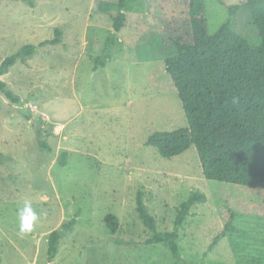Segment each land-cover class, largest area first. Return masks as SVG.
<instances>
[{
	"label": "rangeland",
	"instance_id": "1",
	"mask_svg": "<svg viewBox=\"0 0 264 264\" xmlns=\"http://www.w3.org/2000/svg\"><path fill=\"white\" fill-rule=\"evenodd\" d=\"M185 2L128 0L121 42L97 64L117 13L112 4L0 0V65L23 45L36 46L0 76L23 102L0 91L1 264H49L44 236L73 218L52 264H177L180 258L181 264H264V219L252 216L237 217L238 232L205 254L221 226L222 204L200 171L195 146L166 158L146 144L154 131L187 124L164 74V61L175 55L173 40L188 33ZM205 2L210 33L230 20L251 45L259 42L246 0ZM234 5L240 9L230 15ZM57 30L60 42L41 46ZM38 130L49 133L42 138L51 151L39 148ZM193 191L207 198L192 206L180 228L179 258L166 244L149 242L137 195L165 232ZM25 203L39 214L27 234L18 216ZM108 213L119 218L114 234L104 222Z\"/></svg>",
	"mask_w": 264,
	"mask_h": 264
},
{
	"label": "trees",
	"instance_id": "2",
	"mask_svg": "<svg viewBox=\"0 0 264 264\" xmlns=\"http://www.w3.org/2000/svg\"><path fill=\"white\" fill-rule=\"evenodd\" d=\"M116 7L112 32L107 36L97 64L110 58L112 49L120 44L118 33L127 19L128 0H96V7L104 3ZM189 19L188 33L179 34L174 40L175 55L164 61L167 85L175 90L183 108L187 124L173 131H154L146 144L155 147L166 158L177 156L191 146L198 153V165L203 177L212 181L214 195L221 202V226L208 243L205 254L217 247L226 237L236 234V219L252 216L264 219V0H246L251 20L259 34V42L253 46L247 38L231 27L228 20L210 33L205 0H186ZM240 9L229 8L230 15ZM62 32L50 41L58 43ZM33 44L23 45L16 53L6 57L0 65V76L6 74L19 59L31 56ZM0 91L12 102L23 103L0 78ZM25 116L31 118L26 111ZM38 130V146L51 151ZM68 153L61 154L60 164H66ZM240 190L234 196L230 190ZM260 196L263 200H254ZM206 195L193 191L181 204L173 230L158 232L153 215L146 207L142 193L137 195V211L143 223L152 232L149 242L166 244L173 255L179 257L180 228L192 206L206 200ZM112 234L119 228V218L108 213L104 217ZM76 223L73 218L61 229H54L44 236L46 256L52 264L65 230ZM180 258V257H179ZM181 258L177 264H181ZM1 264V256H0Z\"/></svg>",
	"mask_w": 264,
	"mask_h": 264
},
{
	"label": "clouds",
	"instance_id": "3",
	"mask_svg": "<svg viewBox=\"0 0 264 264\" xmlns=\"http://www.w3.org/2000/svg\"><path fill=\"white\" fill-rule=\"evenodd\" d=\"M20 221V232L27 234L33 231L35 224L39 221V214L36 213L30 203H25L22 210L18 212Z\"/></svg>",
	"mask_w": 264,
	"mask_h": 264
},
{
	"label": "crops",
	"instance_id": "4",
	"mask_svg": "<svg viewBox=\"0 0 264 264\" xmlns=\"http://www.w3.org/2000/svg\"><path fill=\"white\" fill-rule=\"evenodd\" d=\"M121 41V40H120Z\"/></svg>",
	"mask_w": 264,
	"mask_h": 264
},
{
	"label": "water",
	"instance_id": "5",
	"mask_svg": "<svg viewBox=\"0 0 264 264\" xmlns=\"http://www.w3.org/2000/svg\"><path fill=\"white\" fill-rule=\"evenodd\" d=\"M36 125V124H35Z\"/></svg>",
	"mask_w": 264,
	"mask_h": 264
}]
</instances>
